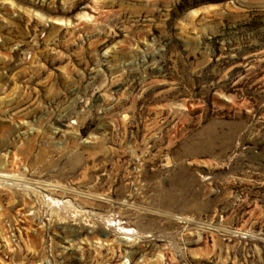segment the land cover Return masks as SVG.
<instances>
[{
  "label": "rangeland",
  "instance_id": "rangeland-1",
  "mask_svg": "<svg viewBox=\"0 0 264 264\" xmlns=\"http://www.w3.org/2000/svg\"><path fill=\"white\" fill-rule=\"evenodd\" d=\"M0 264H264V0H0Z\"/></svg>",
  "mask_w": 264,
  "mask_h": 264
}]
</instances>
